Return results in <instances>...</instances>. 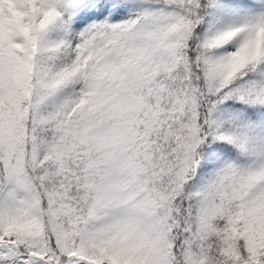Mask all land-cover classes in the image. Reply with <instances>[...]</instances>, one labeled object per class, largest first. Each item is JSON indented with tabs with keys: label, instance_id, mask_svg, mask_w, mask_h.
Masks as SVG:
<instances>
[{
	"label": "snow or ice",
	"instance_id": "snow-or-ice-1",
	"mask_svg": "<svg viewBox=\"0 0 264 264\" xmlns=\"http://www.w3.org/2000/svg\"><path fill=\"white\" fill-rule=\"evenodd\" d=\"M0 264H264V0H0Z\"/></svg>",
	"mask_w": 264,
	"mask_h": 264
}]
</instances>
